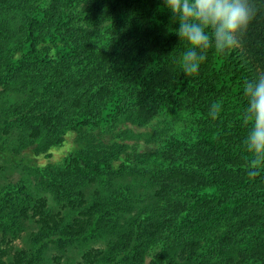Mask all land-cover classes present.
I'll use <instances>...</instances> for the list:
<instances>
[{"label":"trees","instance_id":"16d2710c","mask_svg":"<svg viewBox=\"0 0 264 264\" xmlns=\"http://www.w3.org/2000/svg\"><path fill=\"white\" fill-rule=\"evenodd\" d=\"M252 2L237 46L209 47L186 76L162 0H0V98L16 99L0 119L18 135L0 153L44 159L36 173L61 207L0 198V233L38 218L55 264H73L68 244L77 264H264V165L243 146L242 86L264 77V0ZM10 251L0 240V264H33Z\"/></svg>","mask_w":264,"mask_h":264},{"label":"clouds","instance_id":"9594fccd","mask_svg":"<svg viewBox=\"0 0 264 264\" xmlns=\"http://www.w3.org/2000/svg\"><path fill=\"white\" fill-rule=\"evenodd\" d=\"M164 8L178 21L175 29L186 48L180 59L186 76L196 75L206 60L209 47L225 53L237 46V37L253 22L257 9L252 0H162ZM244 117L250 121L243 140L252 165H264V77L247 80L242 86ZM220 111L214 102L209 115L216 119ZM255 175V172H250Z\"/></svg>","mask_w":264,"mask_h":264},{"label":"rangeland","instance_id":"374dc122","mask_svg":"<svg viewBox=\"0 0 264 264\" xmlns=\"http://www.w3.org/2000/svg\"><path fill=\"white\" fill-rule=\"evenodd\" d=\"M14 99L13 101H15ZM13 101H9L7 97L0 98V116L3 110L8 107ZM5 121L0 119V140L4 141L8 145H13L16 138L18 139L17 131L15 129H8L5 125ZM66 149L74 147V140L69 137L67 140ZM62 148L54 153V156L65 154L66 149ZM34 151L32 149L26 150L19 156H13L9 153H0V198L4 199L6 205L18 204L21 202L23 195L32 197L35 200H48V204L55 211H60V206H55V201L52 199L49 191L41 181L40 175L36 173L35 167L45 163L44 159H37L33 157ZM139 177V176H138ZM142 177H139L141 179ZM143 179V178H142ZM131 181H134L133 179ZM136 182V179L134 183ZM147 182V180H144ZM98 186H94L90 189L89 195L93 196ZM142 190V189H140ZM139 191V190H138ZM143 191V190H142ZM144 196V195H143ZM89 197V196H88ZM54 213V212H53ZM35 218L33 221L25 220L23 222V230L17 235L8 234L6 237L3 233H0V240L3 241L4 248L10 251L9 255H13L18 252H25L34 257L33 264H55V256L61 255L62 252L58 248L57 244L52 240L46 243H39L36 235L40 231ZM95 246V245H94ZM65 261L78 263L79 255L75 247L71 244L65 246ZM6 257V261L9 262L10 256Z\"/></svg>","mask_w":264,"mask_h":264}]
</instances>
